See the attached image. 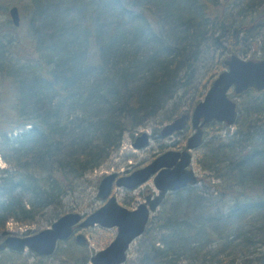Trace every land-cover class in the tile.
I'll list each match as a JSON object with an SVG mask.
<instances>
[{"label":"trees","instance_id":"obj_1","mask_svg":"<svg viewBox=\"0 0 264 264\" xmlns=\"http://www.w3.org/2000/svg\"><path fill=\"white\" fill-rule=\"evenodd\" d=\"M232 54L264 58V0H0V237L59 217L125 134L180 115L163 113ZM231 96L234 125L207 123L197 149L204 174L165 196L124 264H264V91ZM79 252L68 264H89Z\"/></svg>","mask_w":264,"mask_h":264},{"label":"water","instance_id":"obj_2","mask_svg":"<svg viewBox=\"0 0 264 264\" xmlns=\"http://www.w3.org/2000/svg\"><path fill=\"white\" fill-rule=\"evenodd\" d=\"M8 15L12 24L18 27L20 15L16 5L9 7ZM223 63L224 68L212 80L191 114L183 112L160 128V136L166 137L182 130L189 122L192 133L188 136L183 150H166L127 175L117 172L105 174L97 187V197L104 200V203L96 210L87 215L74 211L63 213L50 226L33 234H8L0 240V250H28L38 256H50L60 242L73 236L77 228L99 225L104 228L115 227L116 233L108 245L91 254L89 264H124L131 244L143 234L166 194L197 184L198 176L192 167V151L200 148L203 143L204 126L211 121L227 126L234 125L237 102L230 93L239 95L247 89L264 91V58L247 59L232 54ZM148 142L149 134L143 131L134 137L132 146L140 149ZM150 178L157 192L154 195L148 193L145 200L132 209L121 205L111 195L114 185L134 189ZM74 239L80 244L86 242L82 233L75 234Z\"/></svg>","mask_w":264,"mask_h":264},{"label":"rangeland","instance_id":"obj_3","mask_svg":"<svg viewBox=\"0 0 264 264\" xmlns=\"http://www.w3.org/2000/svg\"><path fill=\"white\" fill-rule=\"evenodd\" d=\"M214 71L215 66H208L207 69H201V73L198 75L193 88L181 91V93L179 94L180 97H177L175 101H171L165 107L164 113H167H163V115L165 116L166 114H169L173 109L179 110V114L182 112L191 114V111L195 106V104L193 103L198 99L200 101L203 98L210 83L216 77L215 75L213 76V78H211V75L214 73ZM207 81H209V83ZM164 124L159 125L158 120H153L144 127H139L137 129V132L133 136L125 134L119 149L113 152L100 167L88 173L78 183L75 191L63 199L65 210V212L63 213L74 211L87 215L100 207L103 204V200L97 197V187L101 178L105 174L111 172L129 173L137 168L143 167L144 165L149 163L156 155L166 150H181L182 146H184L186 138L191 134L192 128L189 125L187 129L182 130V133L180 134L161 137L158 132ZM143 131L149 134L148 145L140 149L133 148L132 142L134 140V137ZM205 133H210L209 129L205 128ZM192 155V167L197 176L200 177L204 173L196 163L197 150L192 151ZM4 167H7V164L2 159H0V168ZM113 187L114 188L112 190V194L115 195L117 201L121 205L129 209L134 208L138 203L142 202L144 200V196L148 193V191L156 192V189L152 182V178L132 190H126L123 187ZM51 214L52 211H49L47 214L36 218L28 224H19L14 220L9 219L6 224V230L7 232H9L8 234L15 236H25L33 234L50 226L52 221L55 220L51 217ZM77 233H82L85 236V244H80L75 241L74 236ZM115 233V227L104 228L99 225H94L85 228H77L71 238L59 243L58 246L60 248V251L63 252V256L59 254L60 252H56L55 254L53 253L51 256L46 257L45 259H42L40 261L30 256L33 255L31 251L25 250L24 252H22V255L28 256L27 263L25 264H68L72 263L73 260H71V258H69L67 255L71 253L79 255L81 247H86L87 253L91 255L108 245L113 239ZM7 235L0 237V240H2ZM135 243L136 241L131 244L128 250L127 259L134 256L133 248L135 246ZM263 251L264 247L261 249V252ZM4 261L5 256L0 255V264H3ZM16 264H20V262H17Z\"/></svg>","mask_w":264,"mask_h":264},{"label":"flooded vegetation","instance_id":"obj_4","mask_svg":"<svg viewBox=\"0 0 264 264\" xmlns=\"http://www.w3.org/2000/svg\"><path fill=\"white\" fill-rule=\"evenodd\" d=\"M189 125H190L189 122H187V124L185 125V127H186V126H189ZM185 127H184V128H185ZM190 127H191V126H190ZM184 128H183L182 130H184ZM205 128H206V125H205L204 128H203V130H204L203 139L205 138ZM182 130H180V131H176V132L172 133V134L169 135V136L175 135V134H177V132H182ZM191 133H192V132H191ZM158 134H159V132H158ZM159 135H160V134H159ZM166 137H167V136H166ZM187 138H188V137H187ZM187 138H186V140H187ZM203 141H204V140H203ZM148 143H149V142H148ZM185 144H186V141H185V143H184V146H182V149H181V150H183V149L185 148ZM147 145H148V144H147ZM147 145H146V146H147ZM180 147H181V146H180ZM200 147H201V146H200ZM198 149H199V148H198ZM156 156H157V155H156ZM156 156H155V157H156ZM140 168H141V167H140ZM131 172H132V171H131ZM129 173H130V172H129ZM129 173H119V174H125V175H127V174H129ZM114 186H115V185H114ZM139 186H140V185H139ZM139 186H138V187H139ZM113 188H114V187H113ZM136 188H137V187H136ZM124 189H126V188H124ZM134 189H135V188H134ZM112 190H113V189H112ZM126 190H132V189H126ZM156 192H157V191H156ZM172 192H173V191H172ZM148 193H151L152 195H154L155 192H153V191H148ZM148 193H147L146 195H148ZM167 194H168V193H167ZM167 194H166V195H167ZM111 195H113V194H112V191H111ZM146 195H145V196H146ZM114 196H115V195H114ZM145 196H144V200H145ZM144 200H143V201H144ZM162 201H163V200H162ZM103 203H104V200H103ZM57 246H58V245H57ZM33 254H34V253H33ZM35 255H36V254H35Z\"/></svg>","mask_w":264,"mask_h":264}]
</instances>
